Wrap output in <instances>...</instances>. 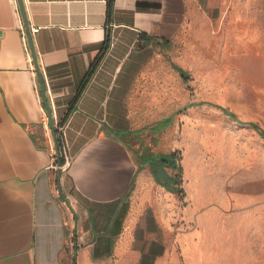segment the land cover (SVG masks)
Wrapping results in <instances>:
<instances>
[{"label": "crops", "instance_id": "0c3cea01", "mask_svg": "<svg viewBox=\"0 0 264 264\" xmlns=\"http://www.w3.org/2000/svg\"><path fill=\"white\" fill-rule=\"evenodd\" d=\"M107 3L0 0V264H189L211 255L212 206L229 200L214 193L223 189L225 128L202 108V94L216 91L201 72L202 47L250 40L247 6L114 0L109 20ZM40 76L73 156L64 172ZM175 152L178 166L162 171L178 192L153 170Z\"/></svg>", "mask_w": 264, "mask_h": 264}, {"label": "rangeland", "instance_id": "374dc122", "mask_svg": "<svg viewBox=\"0 0 264 264\" xmlns=\"http://www.w3.org/2000/svg\"><path fill=\"white\" fill-rule=\"evenodd\" d=\"M233 3L247 6L250 40H227L222 47L211 40L202 47L206 67L201 70L210 72V85L216 88L215 93L202 92V108L225 128L218 145L223 189L216 187L214 193L222 192L229 205L221 207L215 201L209 230L211 255L202 263L192 256L189 264H264V0ZM198 254L203 258L204 250Z\"/></svg>", "mask_w": 264, "mask_h": 264}, {"label": "trees", "instance_id": "16d2710c", "mask_svg": "<svg viewBox=\"0 0 264 264\" xmlns=\"http://www.w3.org/2000/svg\"><path fill=\"white\" fill-rule=\"evenodd\" d=\"M113 11H114V0H108V3H107V17L108 19L110 20L111 19V16L113 14ZM109 36L108 38L106 39V44L108 43V40H109ZM99 62V57L96 59V61L94 62V65L93 67ZM93 69V68H92ZM92 69H90V71L88 72V78L91 76V73H92ZM182 75L184 76V78H188L187 76V73L184 71V70H180ZM84 88V85L81 86V89H80V92L78 93V96L80 95V93L82 92L81 90ZM77 96V97H78ZM78 99V98H76ZM253 127L255 129H259V126L255 123H252ZM261 134L263 135L264 137V131H261ZM59 143H60V140H59ZM179 160V156H178V153L175 152V153H171L169 155H166V156H161L160 158H157L154 160V167H153V170H154V174L157 178V180L162 183L163 185L167 184L166 183V179H167V176L166 174L162 171V168L166 167V166H178L176 163L177 161ZM175 182H172L170 184H167V187L170 189V190H173V191H182L179 187H177L176 185H178V182H176V178H174ZM165 183V184H164Z\"/></svg>", "mask_w": 264, "mask_h": 264}, {"label": "built area", "instance_id": "2783aa9c", "mask_svg": "<svg viewBox=\"0 0 264 264\" xmlns=\"http://www.w3.org/2000/svg\"><path fill=\"white\" fill-rule=\"evenodd\" d=\"M32 31L36 32L37 28H33ZM22 33L24 34V37H25L26 35L25 31H23ZM55 128L58 134V138L60 140V143H59L60 144V155H59L60 157L59 158L61 159V161L55 165V168L64 172L70 167L72 160H73V156L70 153L67 142L64 139L65 138L64 125L60 124L59 122H56Z\"/></svg>", "mask_w": 264, "mask_h": 264}, {"label": "water", "instance_id": "95a60500", "mask_svg": "<svg viewBox=\"0 0 264 264\" xmlns=\"http://www.w3.org/2000/svg\"><path fill=\"white\" fill-rule=\"evenodd\" d=\"M20 5H21L22 14L25 17L26 13H25V10H24V5H23L22 2H20ZM40 80H41V84H42V93L41 94L43 96V101H44V104H45V108L47 109L48 116H49V118L51 120L52 132H53V137H54V142H55V147H56V153H57L58 158H59L60 157L59 156L60 155V144H59V138H58L57 131L54 128V121H53V118H52V107L48 104V98L45 95L46 83L43 81V77L42 76H40Z\"/></svg>", "mask_w": 264, "mask_h": 264}]
</instances>
